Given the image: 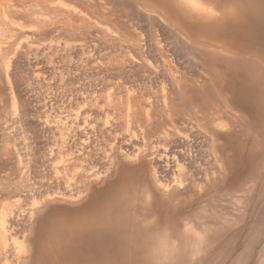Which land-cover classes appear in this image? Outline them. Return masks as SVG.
<instances>
[{"label":"bare ground","instance_id":"1","mask_svg":"<svg viewBox=\"0 0 264 264\" xmlns=\"http://www.w3.org/2000/svg\"><path fill=\"white\" fill-rule=\"evenodd\" d=\"M21 1L41 12L19 9L34 18L25 42L0 39V78L15 74L17 55L50 51L54 33L96 75L68 62L49 79L37 71L58 90L39 119L55 142L35 154L52 172L30 162L3 189L20 197L0 209V264H173L222 239L230 220L200 216L209 206L198 203L228 181L236 107L264 111V0ZM1 6L0 35L18 13ZM102 42L116 56L98 53L100 63Z\"/></svg>","mask_w":264,"mask_h":264},{"label":"rangeland","instance_id":"2","mask_svg":"<svg viewBox=\"0 0 264 264\" xmlns=\"http://www.w3.org/2000/svg\"><path fill=\"white\" fill-rule=\"evenodd\" d=\"M1 1L2 0H0V13L2 10L1 4H3V7H8L9 5V7L11 6L18 8L17 10L20 15L16 12L17 15H14V19L11 17L12 21L10 19V16L7 17V22L9 23V28L11 31L8 32L9 30L7 31L6 29L4 33L2 32L3 35H0V39L3 38V40H1L2 42H12L18 45L19 41H26L28 39L27 36H29L30 34L28 28L29 25H31V21H33L34 19L30 18L29 16L28 18L30 19H27V16L24 15L25 13H23L25 12L24 10H26V12L30 10V12L32 11L36 14L37 11L41 12L42 5H33L34 2H22L21 0H9L10 3L8 0H3L2 2ZM33 8H36L34 9L35 11H33ZM19 9H23L20 10L23 12H19ZM12 23L16 24L15 27ZM13 27L16 30L13 29ZM21 30H23L24 34L20 33ZM5 33L10 34L6 35ZM57 34L54 33L56 39L53 48L50 51H47L45 54H40L39 57L32 58H35L36 61L32 60V62H30L31 59H27V57L24 56L21 57L19 53H17L19 54L17 55L15 53V50L13 51V53L9 50L12 54H9L7 52L9 56L17 55L16 59H20V61L18 60L17 62L16 60L17 63H14V65H12L13 68L15 67V74L13 75L14 77L11 76L10 78H7L8 80L4 78V76L0 78V209H2L1 207L3 203L5 204L7 200L16 202L20 197L14 192H10V194L8 195L4 194L3 189L9 186H15L24 179V171H26L25 168L27 167V164L34 163V166L32 168L34 170L40 169L41 171L45 170V172L47 173L52 172L49 167L43 169V167H38L37 165L35 166V163H37V159L41 158L40 154L48 153L47 151L55 142L54 134H52L47 129L46 131L45 129L41 128L42 126L39 119H41V116L43 115L42 113L45 110L42 105L45 106L44 103L46 102H48L47 104H50L49 102H51V97L53 96L52 93L58 90H53L52 92L49 91L50 89L47 88V84H45V82H43L42 80L40 81L36 78L37 71L41 70L40 72L46 75L47 79H49L52 76L57 75V73L59 72L58 70L62 69L61 67H63V65L68 62L67 64L70 65L68 68L71 70V72H74V70H77L79 66L81 67L83 65L84 67L86 66L87 73L89 74L90 72V77L93 76L92 74H94V76L96 75L90 69H88L89 66L91 67V64H83V56L85 54L81 50H78L77 52L76 49V51L72 50L67 54L65 53L63 48L65 42L67 41L66 39H68L67 35L64 36V33L58 35ZM40 41L43 42L44 40L40 39ZM104 44V42L100 44V51L97 50L96 56L99 53V55L101 54L102 56L107 55L108 59L110 57L111 59H114L116 56V52L111 48L109 44ZM99 55L97 56V60L100 63H103V60L101 61L102 58L100 59ZM105 61H107V58ZM16 107L19 109V112L24 108L26 111L25 115L23 116L21 115V113L20 115H18L16 112L14 113ZM236 108L237 113H239L241 117V126L239 128H242V125L243 128L239 130V128L236 127L237 132L236 129L234 130V132L237 138L235 137V140L233 134L234 140L231 142L232 144H230L228 156L229 158L231 157V162L227 175L228 181L225 183L227 186L224 184V186L220 187L217 192L213 193V195L211 194L212 196H205L200 201L202 203H198L200 205L206 204L204 206H209V209L206 207L201 208V210H203L199 213L200 216L206 218L208 216H214L212 217V219L216 221H218V219L221 221L222 218L227 219L228 222L230 220V223H228V225L230 224L231 227H228L227 225L225 228H228L226 230H223V241H220L222 239L217 240V238H221V236L219 235L220 237L218 236L216 238L218 242L216 240L215 242H211L214 244H212L213 249L211 246L209 247L211 243L206 246V248L199 249L200 255L195 258L196 260L194 259L190 262L173 261V264H264V111H262L261 117H258L256 116V113L251 112V110L247 111L238 107ZM262 108V110H264V105H262ZM242 117L245 118L243 119ZM19 118H21L22 121H18ZM36 128H40L37 133L39 134L37 135V138L36 136H33V131ZM237 140L242 141H238V144L240 146L243 144V148L239 147L241 149H244L243 151L239 150L238 147L236 148ZM28 143H30V147H27ZM27 148L32 153V156L30 154L25 156L24 152L27 150ZM251 149L253 151H251ZM248 151H250L251 153ZM35 154L38 155L37 159V155ZM28 158H30L29 160L31 161L28 162ZM51 175L52 174H50L49 176ZM241 187H243L244 190ZM209 203L212 205H209ZM218 211L219 213H221L220 215L219 213H215ZM211 213H213V215H211ZM226 214L228 216H226ZM218 215L221 218L217 217ZM224 219H222V221ZM223 242L227 243L225 244L226 246Z\"/></svg>","mask_w":264,"mask_h":264}]
</instances>
